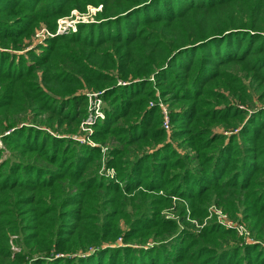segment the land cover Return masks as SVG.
<instances>
[{
	"label": "trees",
	"instance_id": "obj_1",
	"mask_svg": "<svg viewBox=\"0 0 264 264\" xmlns=\"http://www.w3.org/2000/svg\"><path fill=\"white\" fill-rule=\"evenodd\" d=\"M97 2L99 21L80 24L68 37L106 54L114 44L118 54H109L108 64L97 68L88 52H75L83 78L63 70L67 75L58 79L40 57L25 65L23 58L0 51V112L13 104L12 92L22 91L16 86L26 83L33 101L41 99L57 125L77 126L87 115L88 97L75 90L85 81L105 102L93 137L103 143L112 136L119 143L106 153L116 176H102L92 164L100 160L98 147L78 145L67 153L71 142L65 137L5 123L0 140L15 147L20 160L8 150L10 158L0 163V264H264L263 245H231L233 230L213 222L196 232L184 221L187 207L191 217L200 218L212 199L234 212L243 204L250 231L264 241V107L246 103L253 97L241 93V79L229 70L236 65L250 73L264 97V2L88 1ZM70 6L71 0H0V46L9 40L18 48L38 19L65 14ZM41 67V82L50 90H56L55 80L74 89L58 98L47 94L31 78ZM127 75L133 78L127 81ZM118 79L126 83L117 84ZM156 88L170 107L172 141L166 139L160 107H148ZM206 120L231 133L212 134L202 125ZM11 127L10 134H2ZM85 149L89 154L80 153ZM34 152L54 167L32 163L27 157ZM171 204L181 210L179 233L176 220L159 216ZM15 207L27 210L22 219L14 216ZM119 236L123 246L102 247ZM149 238L160 243L131 246Z\"/></svg>",
	"mask_w": 264,
	"mask_h": 264
},
{
	"label": "rangeland",
	"instance_id": "obj_2",
	"mask_svg": "<svg viewBox=\"0 0 264 264\" xmlns=\"http://www.w3.org/2000/svg\"><path fill=\"white\" fill-rule=\"evenodd\" d=\"M89 0H71V6L64 11L65 14L59 15L55 18H48V19H38V21L32 25L28 36L22 37L21 41L19 43V47L15 48L13 47L11 41H6L9 44L7 46H0V51H5L10 53L11 55H15L16 60H20L23 58L24 64H28L29 62L31 63L33 57L37 58L40 57L43 60V63H49L46 65V71L50 72L51 75H56L58 79H61L62 77H65L67 73L62 72L63 70H69L73 74H76V77L79 79L83 78V70H80L78 68V65L82 64L83 62L80 61L79 59H73L72 54L75 52L77 53H89L90 59H93V64L92 66H95L97 68H102L104 64H108V60L110 55L109 54H115L117 55L120 49L118 48V52L115 51L116 46L114 44H109L108 48L109 53L106 54V51H100V50H92L90 46H84L82 44V41L77 40L74 41L73 39L69 38L68 36L71 34H74L77 32L78 27L80 24H92L94 22H98L100 16V13L102 12V3L97 2V4H92L88 3ZM86 2L83 8L82 3ZM264 0H260V3L262 4ZM54 38V42L52 43V48H49V45L51 41L50 39ZM48 50V52H46ZM54 52V53H53ZM33 53V54H32ZM82 62V63H81ZM55 64V67L53 68L52 64ZM44 67V66H43ZM43 67L38 68L34 75L31 78L35 79L34 83H38L39 87L44 91L47 92V94H50L54 97H59V96H64L67 94V88L70 87V89H74L75 85L72 83H60L57 80L54 81V85H56V90H50V88L47 86L48 82L43 85L41 80L44 78L42 75V70ZM80 70V71H79ZM230 71H232L234 74H236L242 81V84L245 87L243 92L244 94H248L253 97L251 102L246 101L247 104L254 105L256 107L262 106L264 107V97H259V92L261 91V88L257 86V83L253 80L251 77V74L248 72L243 71L239 66H232L229 68ZM113 71V70H112ZM62 72V73H61ZM79 75H77V73ZM112 72V74H114ZM48 74V73H47ZM58 74V75H57ZM116 74V73H115ZM230 74V73H229ZM50 75V76H51ZM46 77L48 75L45 74ZM229 76V75H228ZM43 77V78H42ZM45 77V78H46ZM30 78V77H29ZM133 78L131 75H127L125 79L127 81H130V79ZM152 82L153 77L150 78ZM126 82L121 81L118 79L117 84H125ZM26 83H23L19 86H16L22 91H15L12 92L13 96L9 99L13 103L9 107L4 110L5 113L0 112V132L1 128L5 125L9 126L11 122H16V124H20L19 127L23 125H28V126H35L39 127L41 129H44V131L50 133L51 135L58 136V137H65L68 139V142H71L69 148L67 150V153L71 152L73 147H76V149H80L78 145H87L89 147H98L100 148V160L97 162L94 160L92 162L93 165H97V170L98 173L102 176L108 177L110 179H114L116 176V171L112 167L108 166L107 164V157L106 153L108 150H110L111 147L113 146H119L118 141L115 139L111 138L112 136L106 138L103 143L99 142L96 140L95 137H93L94 134V125L98 120H102L105 117V112H104V105L105 102L100 98V92H96L94 87H89L86 85L87 83L83 80H80V86L77 87L75 90L79 95H87L88 97V105H87V115L84 119L80 121V123L77 126L70 127L66 123H62L61 125H57V120L50 115V112L47 111L46 108L43 109L41 107V102L40 101H33L35 98H32L33 96L29 93L28 88L25 85ZM51 84V82H50ZM64 85V86H63ZM36 86V85H35ZM62 86L64 88H62ZM15 87V86H14ZM154 87V86H153ZM101 89V88H100ZM3 91V85H0V95L2 94ZM25 92V98L27 99L25 101V98L22 96V93ZM28 91V93H27ZM31 91V90H30ZM96 94L97 96H94L93 94ZM240 93V91H239ZM171 94L168 96L170 97ZM239 95V94H238ZM32 98V100H31ZM37 98V96H36ZM155 99H151L148 102V107H153L154 105H159L162 104L167 108V111H170L169 104L164 97H161L159 94L158 88L155 90ZM40 103V104H39ZM36 106H40L36 107ZM259 108V107H258ZM161 109V108H160ZM252 111V109H249ZM161 111V110H160ZM250 112V111H249ZM163 117V115H162ZM169 118V115H168ZM247 117L244 118L242 121V124L239 125L237 129H234L233 132L236 133L239 131L241 128L240 126H243V124L247 121H245ZM54 122V127H50L47 124ZM164 119L162 121V125L164 127ZM202 125L208 126L211 129L212 134H228L231 132H227L224 129V125L222 123H212L211 121H204L202 122ZM14 127V126H13ZM13 127L8 128L2 134H10L13 131ZM18 127V125L16 126ZM166 132V139L168 141H172L171 139V132H172V125L170 122H168V128H164ZM232 129H230L231 131ZM1 136V135H0ZM178 141L172 142V145L175 147L177 151H180L181 153L183 152L180 147L177 145ZM250 143L249 140L246 141V144ZM69 147V144H68ZM8 150L12 151V155L14 159L20 160V155L16 152L15 147H10V144L5 143L4 141L0 140V163L3 162L5 159L10 158V153ZM80 152L83 155L89 154L88 152ZM31 156L27 157L30 159H33L31 162L34 163L35 165L42 166V167H54L48 161L45 159L42 155L34 153H29ZM74 154V153H73ZM71 154V155H73ZM25 161V160H24ZM35 161V162H34ZM92 166V165H90ZM88 166V168L90 167ZM95 170V168H94ZM96 170V171H97ZM264 175V173H263ZM260 176V175H258ZM258 178V177H257ZM261 179L264 180V176L261 177ZM73 193V192H70ZM69 193V194H70ZM68 194V195H69ZM173 199H176V197H173ZM239 200V199H238ZM212 202L208 203L205 209V214L200 217H191L189 208L187 207L186 213H185V219L184 221H188L190 223L189 229L193 231H199L201 228L210 225L211 223L218 224L220 227L228 230H233L237 237L232 238L229 243L231 245L238 244L241 246V242L247 241V242H252L256 245H263L264 246V241L258 240L257 237L254 236V232L252 233L248 227V222L246 218L243 216L244 211L242 209L243 204L236 205L237 208H240L238 211L234 212L231 211V209H225L223 206L218 205L215 203V200H211ZM13 209V208H12ZM23 208H19L20 213L18 212V208L15 207L13 209L14 211V216L22 219L23 214L26 213L27 210H24ZM181 210L176 209V207L172 204L168 205L166 208H162L160 210L159 216L167 219H174L177 222L178 229L177 233L180 231H183L184 228V223L182 222L180 216ZM120 230L123 231L126 228V225L122 222L120 219ZM176 233V234H177ZM13 238L15 236H12ZM175 237V236H174ZM174 237H170L168 240L173 239ZM122 237L119 236L116 240L110 241V242H105L102 247H105L109 245V247H118V246H123L124 242L121 239ZM257 238V239H256ZM165 241V242H166ZM160 242H155L152 238H149L145 243L143 244H135L131 245L133 247H152L154 245L159 244ZM13 249L18 248L13 245ZM93 248L90 250L87 249L85 253H83V256L88 255L89 251H92ZM79 253V252H78ZM91 253V252H90ZM77 253H68L69 257L75 256Z\"/></svg>",
	"mask_w": 264,
	"mask_h": 264
},
{
	"label": "built area",
	"instance_id": "obj_3",
	"mask_svg": "<svg viewBox=\"0 0 264 264\" xmlns=\"http://www.w3.org/2000/svg\"><path fill=\"white\" fill-rule=\"evenodd\" d=\"M94 96H97L95 93L93 94ZM160 108H161V112H162V115H163V119H164V128H168V122H169V118H168V111H167V108L165 106H163L162 104L159 105Z\"/></svg>",
	"mask_w": 264,
	"mask_h": 264
}]
</instances>
